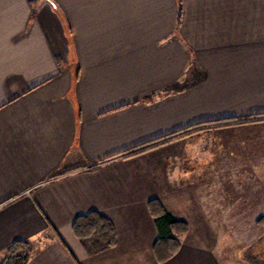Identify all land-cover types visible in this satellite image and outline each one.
Returning <instances> with one entry per match:
<instances>
[{
  "label": "crops",
  "instance_id": "0c3cea01",
  "mask_svg": "<svg viewBox=\"0 0 264 264\" xmlns=\"http://www.w3.org/2000/svg\"><path fill=\"white\" fill-rule=\"evenodd\" d=\"M253 117L264 0H0V263L21 239L27 264H230L264 211ZM154 198L188 227L162 262ZM90 211L117 236L93 255Z\"/></svg>",
  "mask_w": 264,
  "mask_h": 264
},
{
  "label": "trees",
  "instance_id": "16d2710c",
  "mask_svg": "<svg viewBox=\"0 0 264 264\" xmlns=\"http://www.w3.org/2000/svg\"><path fill=\"white\" fill-rule=\"evenodd\" d=\"M181 9H178V22ZM264 121V117H253ZM179 133V131H178ZM148 210L154 218L158 238L153 245V254L158 262L173 256L180 247V235L187 231V223L174 218L160 200L154 198L147 203ZM256 223L264 227V211L257 217ZM71 229L80 241L88 255L97 254L113 247L117 242L116 230L109 218L97 212L90 211L73 219ZM33 252L32 244L27 240H14L6 248L0 264H27Z\"/></svg>",
  "mask_w": 264,
  "mask_h": 264
},
{
  "label": "rangeland",
  "instance_id": "374dc122",
  "mask_svg": "<svg viewBox=\"0 0 264 264\" xmlns=\"http://www.w3.org/2000/svg\"><path fill=\"white\" fill-rule=\"evenodd\" d=\"M247 125H254L255 128L257 126V135L251 141V148L255 147L256 151L257 178L264 179V122H257V125L254 123ZM254 127L251 128L255 129ZM254 141H256V146L252 145ZM260 186V184L256 186L258 194L260 193ZM222 237H224V243L228 247L227 253L231 252L232 264H248L249 255L254 256V254L257 255L254 257L258 258V263L264 264V227L257 226L255 231L253 225L250 224L246 228V232L239 235V238L237 235H222ZM232 237H234L233 240ZM233 246L234 249H232Z\"/></svg>",
  "mask_w": 264,
  "mask_h": 264
},
{
  "label": "water",
  "instance_id": "95a60500",
  "mask_svg": "<svg viewBox=\"0 0 264 264\" xmlns=\"http://www.w3.org/2000/svg\"><path fill=\"white\" fill-rule=\"evenodd\" d=\"M49 1V0H48Z\"/></svg>",
  "mask_w": 264,
  "mask_h": 264
}]
</instances>
